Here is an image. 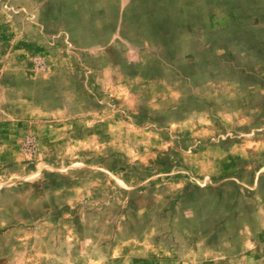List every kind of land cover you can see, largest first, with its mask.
I'll return each instance as SVG.
<instances>
[{"label": "rangeland", "instance_id": "obj_1", "mask_svg": "<svg viewBox=\"0 0 264 264\" xmlns=\"http://www.w3.org/2000/svg\"><path fill=\"white\" fill-rule=\"evenodd\" d=\"M0 264H264V0H0Z\"/></svg>", "mask_w": 264, "mask_h": 264}]
</instances>
